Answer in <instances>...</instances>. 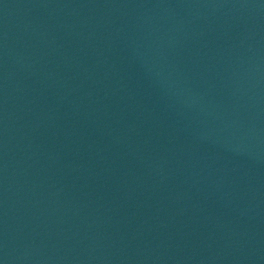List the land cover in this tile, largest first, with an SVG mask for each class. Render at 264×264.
Segmentation results:
<instances>
[{"label":"water","instance_id":"95a60500","mask_svg":"<svg viewBox=\"0 0 264 264\" xmlns=\"http://www.w3.org/2000/svg\"><path fill=\"white\" fill-rule=\"evenodd\" d=\"M0 264H264V0H0Z\"/></svg>","mask_w":264,"mask_h":264}]
</instances>
